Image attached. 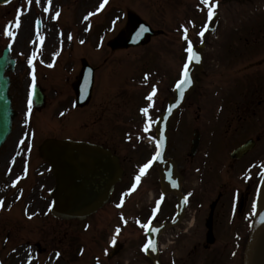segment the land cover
Masks as SVG:
<instances>
[{
	"label": "rangeland",
	"instance_id": "1",
	"mask_svg": "<svg viewBox=\"0 0 264 264\" xmlns=\"http://www.w3.org/2000/svg\"><path fill=\"white\" fill-rule=\"evenodd\" d=\"M100 1L102 0H51L49 5V0H35L34 3L27 0L23 4V22L19 28L18 40L12 49L13 56L17 57L11 86L17 117L14 119L11 134L0 149V264H13L18 251L22 249H27L30 254L26 264H125L122 263L123 260L134 257L135 250L144 241L138 227L129 225L119 239L124 251L117 259L106 257V252L110 250L108 237L113 225L118 221L116 215L113 218V212L104 215L103 213L108 211L106 210L91 216L87 221V218L82 221L56 220L49 212L48 191L53 185L51 171L36 153L26 154L16 150L18 146L32 144L29 135L34 129L39 131L41 137L69 136L75 133L73 124L79 120V123L88 125L79 127L83 133L89 135L90 130H98L99 123H94L93 115L97 102L104 99L100 115L103 116V138L106 136L108 144L121 156H129V153L124 155L123 146L129 144L124 141L122 131L129 130L125 121L127 118L139 119L133 115L136 113V106L143 104V98L133 93L140 89L127 83L129 74L136 75L137 70L149 68L152 62L159 69L166 68L169 71L168 80L171 83L178 77L188 43L183 45L180 42L181 36L184 38L187 35L188 38V35H191L194 42L198 43L200 40L196 35L202 27L205 14L208 13V7L201 5V0H109L100 15V12L96 11ZM218 1L217 10L222 19L218 18L219 23L213 36L206 41L204 68L197 74L199 83L171 121L170 137L173 147L177 146L178 149L190 140V137H186L193 128L200 132L203 142H208L213 132L211 118L215 115L221 120V132L214 138L219 143L222 142V146L225 142L228 144V140L234 138L235 134L226 128L223 120L230 113L232 105L247 88H250V93L256 91V85L264 88V0H231V3ZM215 2L216 0H212V3ZM46 8L48 11H45ZM52 8L54 15L49 18L48 14ZM7 9L9 8H0L3 20L7 18L8 14H3ZM119 10L136 13L153 27L164 30V35L137 49L113 51L100 46L102 39L112 38L122 27L124 22ZM94 14L97 15L95 18ZM37 18L41 20L39 36L43 37L42 41L37 34L29 39V35H26L27 27L31 31ZM49 31L53 35L54 45L50 48L53 53L47 52L45 48ZM1 47L3 42L0 40V51ZM78 56H84L88 63L97 68L95 93L88 107L71 112L68 97H63L62 106L53 105V98H59L67 91L71 80H74L79 69ZM103 57H106V60L100 62ZM253 57L261 59L259 69L251 68ZM246 65L248 67L244 68ZM33 73L35 82L43 88H48L47 94L52 102L49 100L47 106L30 114L26 112L28 107H23L19 100H22L24 94L23 83L33 78ZM243 77L250 79L243 81ZM126 92L132 93V97L127 98L128 93L121 99ZM262 94L264 99V93ZM160 96L156 103L165 100L169 92L161 90ZM64 109L65 114L61 112L57 115L58 111ZM227 134H231V137H227ZM38 142L39 140L34 144ZM129 142L132 145L138 144L137 148L143 151L137 137H130ZM149 147L146 152L150 151ZM170 150V154H173L172 148ZM136 154L132 151L128 161L135 162L139 158ZM143 154L144 152L141 157ZM30 157L33 163L29 165ZM128 161L125 163L129 164ZM227 192L229 191H224ZM250 196L251 193L249 199ZM143 202L138 205L143 206ZM136 211L137 208H131L129 214L133 215ZM144 222H141L142 226ZM196 231L202 241L203 229ZM219 234L209 249V253L213 254V257L215 255V262L219 251L221 254L227 249V244L226 249L223 245V232L219 231ZM139 240L140 244L137 245Z\"/></svg>",
	"mask_w": 264,
	"mask_h": 264
},
{
	"label": "flooded vegetation",
	"instance_id": "2",
	"mask_svg": "<svg viewBox=\"0 0 264 264\" xmlns=\"http://www.w3.org/2000/svg\"><path fill=\"white\" fill-rule=\"evenodd\" d=\"M20 2L21 0L18 4ZM21 6L15 5V16L17 12H20ZM9 25L12 30L13 18L9 19ZM133 27L134 23L129 19L126 33L128 34ZM4 33L6 34V31ZM127 34L122 33L115 40L114 45L117 47L114 51L119 50L122 41L129 37ZM14 37L15 35L11 44L15 42ZM151 41L152 38L148 43ZM138 47L128 46L127 49ZM169 75L166 68L149 74L148 83L153 84L155 91V95L152 97L154 106L160 105L167 99L166 97L160 103H155L161 97V90L169 92ZM75 93L76 91L68 94V101L71 104L75 101ZM128 93L126 92L121 99H124ZM262 93L264 90H256L249 97H243L232 105L233 108L223 120L226 128L231 129V132L235 134L234 138L228 140V144L225 142L222 146V142L219 143L214 138L218 137L221 132L219 130L221 120H219V116L215 115L211 118L213 124H210L213 132L210 134L209 141L200 140V145L194 153L190 152V147L183 146L179 149L177 146L170 147L173 154H169V156L176 161L178 170L183 175L182 192L187 197V203L179 224L167 228L159 237L161 264H242L248 240L249 216L253 210L252 200L258 180V167L262 161L264 150V99ZM129 97H132V93L127 95V98ZM101 108L96 111L94 121V123H99L100 128L90 130L89 135H86V139L99 143L104 142L103 116L100 117ZM79 127V130H76V136L83 137V131ZM226 136L231 137V134ZM242 145H245L243 152L233 156L232 152ZM124 168L122 182L113 191V199L116 197L115 200H119V202L116 203L118 210L115 211L116 213L113 212L112 216L116 215L117 218L120 212H126V216L131 211L132 204L142 202V199H146L151 191L149 204L154 202L158 204L155 220H171L176 213L177 198L172 194L163 195L160 192L159 185L157 187V171L147 172L142 181L143 185L136 187L130 178L124 181L127 172L125 164ZM225 190L229 192L224 193ZM249 193H251L250 199ZM123 199L126 200L125 204L122 202ZM149 204L145 206L143 215L150 210ZM123 223L117 221L115 224L117 228L115 232L118 237H121L123 233ZM200 228L203 229L204 235L202 241H200L199 234L195 233ZM209 230L212 233L210 239H213L211 243L214 244V241L220 236L219 231H221L225 241L224 249L227 244L225 252L222 251L219 254V251L216 262L215 255L213 257V254L209 253L210 247L213 246V244L207 243ZM121 250L120 247L118 254ZM141 261L142 259L137 257L127 263L140 264Z\"/></svg>",
	"mask_w": 264,
	"mask_h": 264
},
{
	"label": "water",
	"instance_id": "3",
	"mask_svg": "<svg viewBox=\"0 0 264 264\" xmlns=\"http://www.w3.org/2000/svg\"><path fill=\"white\" fill-rule=\"evenodd\" d=\"M7 1L0 0V3L2 4ZM213 24L214 20L210 23L205 34L211 30ZM193 51L196 53L198 59L192 60L187 66L188 83L179 88L176 86L175 96L170 99L167 110L161 115L156 124L158 148L159 151L161 150V154L167 141V122L183 102L184 98L193 89L195 82L192 73L198 71L200 68L199 58L201 55V47H195ZM11 64L12 61L8 59L7 51H5L0 58V145L9 134L11 121L14 117L8 95L9 81L4 76L5 69ZM42 146L41 155L50 163L56 178V188L53 191L52 205L54 216L59 218H83L106 200L119 174L116 157L100 147L85 143L48 139ZM78 154H87L88 156H83L81 159L75 158L74 156ZM56 155H63L64 158L61 161L56 160ZM61 180H63L62 183L64 182V187L60 183ZM73 182L77 183L79 187L74 191L80 197V203H77L74 193L70 191V188L65 187L66 183L71 186ZM95 189H100V191L95 192ZM259 209L260 211L263 210H261L260 206ZM154 253L156 254L155 251ZM153 264H159L157 256H153ZM247 264H264V217L253 233Z\"/></svg>",
	"mask_w": 264,
	"mask_h": 264
},
{
	"label": "snow or ice",
	"instance_id": "4",
	"mask_svg": "<svg viewBox=\"0 0 264 264\" xmlns=\"http://www.w3.org/2000/svg\"><path fill=\"white\" fill-rule=\"evenodd\" d=\"M37 2H39V0H37ZM104 2L106 3L107 0H104ZM29 3H31V0H29ZM201 3L208 7V16H209V18H211L212 16L215 15V11H214V9H215L216 7H218V0H216V3H212V0H201ZM50 4H51V0H49V5H50ZM101 7H103V5H101ZM45 11H48V9L46 8ZM56 16H57V17L59 16V13H58V12L56 13ZM15 26H16V28H19V26H20L19 17H17V19H16V24H15ZM185 31H187V30H185ZM203 34H204L203 32L200 33L201 36H202ZM6 35H8L9 37H13V36L15 35V33L11 30V27H10V26H9L8 28H6ZM37 35H38V38L42 41V40H43V37H42V36H39V32H37ZM184 38L187 39V35H185ZM187 51H188V53H189V56H188V60H189V62H191L192 60H196V59H198L196 53L193 51V48H192L191 43H189V46H188V48H187ZM31 62H32V61L30 60L29 63H31ZM183 76H184V78L180 81L179 84H177V87H178V88H179V87H182V85L188 83V70H187V65H185V67H184V73H183ZM32 89H33V93H34V92H35V74H34V73H33V84H32ZM152 95H155V92H153ZM148 99L151 100V99H152V96H149ZM30 107H31V99L29 100V108H30ZM142 111H143L145 114H147L148 109L145 108V109H143ZM145 130L147 131V128H146ZM148 167H149V165H148V164H145L144 167L141 169V172L143 173L144 170L147 169ZM262 167H264V166H262ZM139 179H140V177L137 176V177H136V180L139 181ZM0 203H2V202H0ZM149 246H151V242L149 243L148 246H146V248L149 247ZM57 255H59V254H57Z\"/></svg>",
	"mask_w": 264,
	"mask_h": 264
},
{
	"label": "bare ground",
	"instance_id": "5",
	"mask_svg": "<svg viewBox=\"0 0 264 264\" xmlns=\"http://www.w3.org/2000/svg\"><path fill=\"white\" fill-rule=\"evenodd\" d=\"M53 13H54V8H52L49 11V17H51L53 15ZM52 37H53L52 32L49 31L47 33V37H46V41H45V45L47 46L48 50H50V48L52 46V42H53L52 41ZM83 156L87 157L88 155L87 154H78V155H76L74 157L81 159ZM63 158H64L63 155H56L55 156V159L59 160V161H61ZM62 181L63 180H61L60 183H62ZM62 184H63V187H64V182ZM65 187H69L70 188V191H72L74 193V197H75L77 203H80V201H79L80 197L74 191V190H77L79 188L77 183L73 182L71 186H69V184L66 183ZM94 191L95 192H99L100 189H95ZM260 201H261V206H262V203H264V194L261 195ZM259 217H260V214L258 215V219H260ZM29 257H30V254H29L28 250L27 249H22L21 251H18L17 256H16L13 264H26V262L28 261Z\"/></svg>",
	"mask_w": 264,
	"mask_h": 264
}]
</instances>
